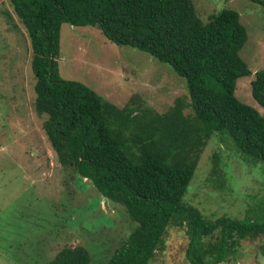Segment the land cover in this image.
Wrapping results in <instances>:
<instances>
[{"label":"trees","instance_id":"trees-1","mask_svg":"<svg viewBox=\"0 0 264 264\" xmlns=\"http://www.w3.org/2000/svg\"><path fill=\"white\" fill-rule=\"evenodd\" d=\"M10 2L29 35L34 107L45 116L43 127L58 161L123 206L135 224L100 264H149L165 247L169 227L185 229L188 264L229 262L244 240L258 238L264 256V219L209 218L184 200L205 146L218 131H228L245 162L264 161V116L235 93L238 78L253 73L241 55L249 34L240 13L222 8L205 20L194 0ZM65 22L98 26L110 41L169 63L186 78L189 96L160 112L139 94L118 106L91 86L64 79L58 58ZM254 74L252 95L264 107V69ZM210 169L207 182L223 186L220 154L213 155ZM92 260L87 246H65L48 264Z\"/></svg>","mask_w":264,"mask_h":264},{"label":"rangeland","instance_id":"rangeland-1","mask_svg":"<svg viewBox=\"0 0 264 264\" xmlns=\"http://www.w3.org/2000/svg\"><path fill=\"white\" fill-rule=\"evenodd\" d=\"M194 2L205 20L222 8L240 13L249 34L241 55L253 73L238 78L235 93L264 116L251 87L256 70L264 69V5L250 0ZM32 58L25 27L10 0H0V264H48L63 247L77 245L87 246L92 264L103 263L135 224L123 206L103 198L90 180L58 161L43 127L45 116L34 107ZM58 61L64 79L85 83L118 106L139 94L165 112L177 97L189 96L186 78L172 65L110 41L98 26L63 23ZM216 153L226 172V183L217 188L207 182ZM184 200L209 218L264 219V161L245 162L228 131H218L205 146ZM186 235L185 229L169 227L165 247L149 264H188ZM262 242L244 240L235 257L223 264H264Z\"/></svg>","mask_w":264,"mask_h":264},{"label":"water","instance_id":"water-1","mask_svg":"<svg viewBox=\"0 0 264 264\" xmlns=\"http://www.w3.org/2000/svg\"><path fill=\"white\" fill-rule=\"evenodd\" d=\"M52 68V59H50V69Z\"/></svg>","mask_w":264,"mask_h":264}]
</instances>
